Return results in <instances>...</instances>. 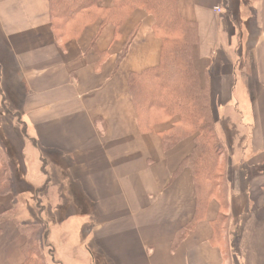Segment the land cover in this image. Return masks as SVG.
Instances as JSON below:
<instances>
[{
    "label": "crops",
    "instance_id": "obj_1",
    "mask_svg": "<svg viewBox=\"0 0 264 264\" xmlns=\"http://www.w3.org/2000/svg\"><path fill=\"white\" fill-rule=\"evenodd\" d=\"M48 1L0 0V43L28 86L24 109L38 140L72 161L107 264H264V0L236 25L215 10L222 0H177L182 18L197 27L194 66L228 157L226 238L237 246L230 258L213 240L215 198L191 223L195 186L191 170L180 165L194 136L165 149L161 134L177 118L151 132L138 126L128 80L158 65L161 41L151 15L135 9L118 28L97 19L59 42ZM98 5L110 8L112 1ZM235 36L247 54L239 67L231 57ZM230 124L243 135L237 147ZM12 199L0 195V264L24 261L25 237L15 219L3 217Z\"/></svg>",
    "mask_w": 264,
    "mask_h": 264
},
{
    "label": "trees",
    "instance_id": "obj_2",
    "mask_svg": "<svg viewBox=\"0 0 264 264\" xmlns=\"http://www.w3.org/2000/svg\"><path fill=\"white\" fill-rule=\"evenodd\" d=\"M101 1L49 0L52 30L59 39L66 40L77 36L97 19L118 28L135 9L151 15L154 20L152 31L161 41L159 62L153 68L130 75L129 96L142 132H151L155 125L177 118L173 126L161 134L165 149L194 136V147L180 165L191 170L195 186L196 204L191 223L203 217L209 201L215 198L220 211L213 223V240L219 244L216 241L221 236L222 222L228 219V215L222 212L227 210L223 184L228 157L215 130L216 117L210 107L209 92L194 66L197 27L182 18L177 0H111L110 8L100 7ZM12 172L8 154L0 146V195L11 192ZM15 222L25 237L21 264H48L37 241L38 225Z\"/></svg>",
    "mask_w": 264,
    "mask_h": 264
},
{
    "label": "rangeland",
    "instance_id": "obj_3",
    "mask_svg": "<svg viewBox=\"0 0 264 264\" xmlns=\"http://www.w3.org/2000/svg\"><path fill=\"white\" fill-rule=\"evenodd\" d=\"M256 2L222 0L218 12L222 20L230 18L236 25V19L246 18L251 9L254 13ZM251 26L254 28L253 21ZM57 39L61 42L59 37ZM4 50L0 43V146L7 152L13 167V188L9 193L13 199L12 211L3 217H11L22 225H38L37 241L48 264H107L105 252L94 242L96 218L89 210L90 199L80 195V188L73 182L72 161L38 140L24 109L28 86L5 58ZM231 50L237 67L242 66L247 54L243 55L236 36ZM217 53L220 56L221 49ZM227 56L230 58L229 54ZM229 127L237 138L234 145H241L243 135L238 134L237 124ZM222 212L226 214L227 210ZM228 219L222 222L221 236L216 241L226 258L237 252L235 240L230 242L226 238Z\"/></svg>",
    "mask_w": 264,
    "mask_h": 264
},
{
    "label": "built area",
    "instance_id": "obj_4",
    "mask_svg": "<svg viewBox=\"0 0 264 264\" xmlns=\"http://www.w3.org/2000/svg\"><path fill=\"white\" fill-rule=\"evenodd\" d=\"M218 10V9H217Z\"/></svg>",
    "mask_w": 264,
    "mask_h": 264
}]
</instances>
